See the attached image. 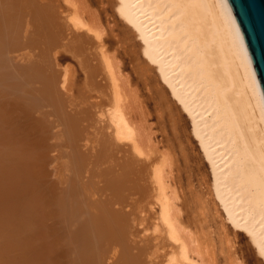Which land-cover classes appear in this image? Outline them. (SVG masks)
Masks as SVG:
<instances>
[{
  "label": "bare ground",
  "instance_id": "bare-ground-1",
  "mask_svg": "<svg viewBox=\"0 0 264 264\" xmlns=\"http://www.w3.org/2000/svg\"><path fill=\"white\" fill-rule=\"evenodd\" d=\"M107 1L125 2L142 27L141 52L120 12L134 77L152 82L159 61L170 83L173 96L154 91L166 143L156 147L136 119L144 104L123 39L104 37L90 0H0V264H214L199 252L214 238L227 264H260L264 99L227 1ZM179 101L214 162L212 182ZM189 156L206 200L191 186L177 194L173 172Z\"/></svg>",
  "mask_w": 264,
  "mask_h": 264
},
{
  "label": "rangeland",
  "instance_id": "rangeland-1",
  "mask_svg": "<svg viewBox=\"0 0 264 264\" xmlns=\"http://www.w3.org/2000/svg\"><path fill=\"white\" fill-rule=\"evenodd\" d=\"M102 1H103V3H102ZM90 2L92 3L91 7L93 9H96L99 12V16L100 17L102 16L103 19H104V23H103V27H104V30H105L104 37H106L107 39H109L112 42H116V41L118 42V41H120V38L123 39V41L121 40L122 41L121 44L118 42V45H121L120 47L123 46V49H125V50L127 49V50L125 51L122 48H119V52H121V51L123 52V63L126 66V71H130L131 70V66H132L133 63L131 62V60H129V56L132 57V55H130V54L134 52L133 48H135V50H136V48L138 46V47H140L141 52L143 50H145V49H143V47H145L146 45H145L144 35H143V32H142V27H140V25H138V23H137L138 21L136 19H134V16L132 15L131 10L130 9L128 10L125 2H124V5L122 7H118V8L115 7L112 3L110 4L107 0H90ZM121 3H122V1H121ZM120 12L126 14V16H129V17H127L128 23H130V24L133 23L134 24V26H132L133 24H131V26L133 28V31H131V32H134L136 30V32L133 33V34H135V37H136V39L134 38V43H135L134 46L135 47H133V45H129L130 41L132 42V40H133L132 37L134 35L131 32H128V31L125 30L127 28L124 26V24H125L123 22L124 20H121L122 18H120L121 16H119ZM123 27L125 29H123ZM134 27H135V30H134ZM126 32L129 33L128 34L129 36L126 34ZM130 33L132 34V36L130 35ZM125 37H127L129 39H126ZM130 39H132V40H130ZM138 41H139V43H138ZM136 43H138V45ZM127 47L128 48L129 47H131V48L133 47L132 48L133 50L131 49L132 52H130V54L128 53V50H130V49H128ZM135 54H136V52H135ZM141 57L143 58L142 55H141ZM141 57H140V60H141ZM156 62L157 63H153L154 64V70H152L150 72L151 74L147 75L148 80H149V78L151 80L153 78L156 79L154 83H153V80H154L153 79L152 82L149 80V82L145 85L144 79L140 80V79H136V77H134V76H136L135 75L136 73L133 72V70H131L128 73H129L130 77H132L134 79L135 82H137V80H138V82L136 83L137 90H138L137 92H138L139 98L142 100V104H144L143 107H142V109H143L142 113L139 112L140 113L139 116H138V113H135V114H137L136 119L138 120V118L141 115L143 117L147 116V117H145L146 118L145 121H144L145 118L143 119L142 116L139 118V121L141 119L143 121V123L145 122V124H147V126L150 125L149 130H151V129L152 130L149 131V133L151 134V136H154V137H152L154 140L157 139L159 141L158 142L156 140L158 142V144L155 141L156 144H157L155 146L156 147L157 146L158 147H162L166 143L165 142L166 141L165 137L168 136V134H169L168 131L169 130H167L168 129L167 128L168 125H167L166 117L163 116L162 114H160V111H157V110H159V106L157 104L158 103V101H157L158 97L156 96V94L154 95V93L157 92V90H156L157 88H159L161 86L163 87V85H164V90L167 91L166 93L169 92L168 94H170V95L172 94V96L174 95V93L172 92V89L170 88L171 86H170V83H168L169 81L166 79V77L164 75V72L162 71L163 70V68H161L162 65H159V63H160L159 61H156ZM142 63H144V62H142ZM152 73L155 74V76H153ZM152 76H153V78H151ZM158 78L160 80H158ZM163 80H164V82H163ZM166 81H167V83H166ZM159 85H161V86H159ZM148 86H149V88L147 89ZM168 86H169V88H168ZM179 102L181 104L180 105L181 108H182L181 110H183V112H181V111L180 112L182 114V121H184L185 129H186V131H188L187 134L189 133V131L192 132V134H193V139H192V136H191L192 134L190 135V133L188 134V137L191 139L190 142L193 145V147H192L193 150L192 151L194 153V156H196V159L200 162L202 170L205 169L204 172L206 173V175H209L208 177L210 178V181H211V179H213V174L212 173L214 171V162L209 158L210 156L207 154V151H205L203 149V146H201L202 143L200 142V139H197L198 137L195 136L196 134H194L196 132H194L195 127H194V122L192 120L191 115L187 111H185L186 109H185L184 105H182V101H179ZM165 132H167V133L165 134ZM164 134H165V136H164ZM194 146H195V148H194ZM177 155H178V153H177ZM198 156H199L200 160L198 159ZM191 161H192L191 156L187 157V159L185 161L182 160L181 158H179V160H178L179 170L177 172H175V171L173 172V179H174V182H176L177 187H178V189H177L178 193L177 194H178L179 198H183V197H186V195H190V193H188L187 191L189 190V186H191L190 188H192V189L194 188L195 189V192L197 193V196L198 195L200 196V198L198 196L199 199L202 198L203 200H206V198L209 195L206 193L205 189L202 186H198V181H199L198 179H199L200 175L195 176V178L197 177L198 179L194 178L193 173L191 172V169H193L192 167L194 166V163H192ZM202 161H203V163H202ZM202 164H203V166H202ZM184 166L186 167V169H185ZM187 177H188V179H187ZM188 180H191L190 181L191 185H189V184L187 185V181ZM192 184H193V186H192ZM215 206L217 207L218 213L221 215V217L225 219V221H224L225 224L228 225V231L227 232H228L229 236H232L233 229L231 227V221H228V219L226 217L227 214L224 212V209H223L222 205L220 204V202L218 201V198H217V200L215 199ZM202 211L204 212V210H202ZM208 213H209V211L206 214H208ZM213 217H212L211 214L209 215V218L213 219ZM212 219H210V220L208 219L209 223H211L209 229L210 230L216 229L217 231H219L218 230L219 222H218V226H217V224L214 221V219L213 220ZM217 220H219V219H217ZM239 238H240L239 242L242 245L249 240L247 234L243 233V232L239 233ZM209 240L208 241L206 240L205 243L201 246V251H199V252H202V254L200 253L201 256L202 257L204 256L203 258H205L207 261H212V258H213V260L215 259L214 264H227L228 261L225 259V255H224V252L226 251L225 250L226 246L222 245V243H221V245L223 246L221 248H224V249H221V250H223L222 251L223 253H222L219 250L218 246L220 244L218 243L217 239L216 238L211 239L212 240L211 242ZM253 251H255L257 254H255V255L253 254L252 257H257L258 260H259L258 262H260V264H262L264 262L263 259H262L263 257L259 254V252H258V250H257L255 245H254V250ZM237 255L238 254H235L234 256H237ZM260 256H261V258H260ZM235 262H237V261H235ZM235 262H230V264H236ZM252 263L253 262L251 260L250 261L246 260L244 262V264H252Z\"/></svg>",
  "mask_w": 264,
  "mask_h": 264
},
{
  "label": "water",
  "instance_id": "water-1",
  "mask_svg": "<svg viewBox=\"0 0 264 264\" xmlns=\"http://www.w3.org/2000/svg\"><path fill=\"white\" fill-rule=\"evenodd\" d=\"M264 99V0H226Z\"/></svg>",
  "mask_w": 264,
  "mask_h": 264
}]
</instances>
